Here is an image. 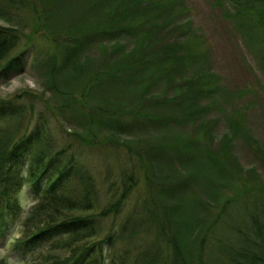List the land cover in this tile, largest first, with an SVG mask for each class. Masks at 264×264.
Listing matches in <instances>:
<instances>
[{
	"label": "trees",
	"instance_id": "trees-1",
	"mask_svg": "<svg viewBox=\"0 0 264 264\" xmlns=\"http://www.w3.org/2000/svg\"><path fill=\"white\" fill-rule=\"evenodd\" d=\"M230 1L241 25L246 26L248 17L251 23V15L258 13L257 25L264 26V0ZM21 7L33 15L29 33L15 19ZM186 16L183 0H0V21L6 23L0 22V75L5 66L19 69L20 60L12 54L22 42L30 46L35 34H41L53 47L38 64L39 80L54 99L38 97L45 108L54 116L70 111L82 119L86 134L74 133L86 144L128 147L131 157L151 170L145 172L148 184H155L157 176L174 178L103 235L99 216L92 212L98 204L94 185L73 171V155L63 162L66 149L56 147L45 113L31 127L35 109L0 101V226L17 211V189L24 182L38 187L49 175L48 188L37 193L39 201L24 219L23 236L17 241V246L30 245V238L59 226L62 235L40 255L44 264H264V183L234 191L231 197L221 196L224 184L217 183L206 192L213 204H202L204 211L195 218L173 205L182 201L185 176L194 174L209 184L216 174L223 178L230 170L226 162L231 137L224 133L221 149H213L215 122L206 117V99L220 88L217 75L206 54L188 39L190 24L182 19ZM257 41L264 63V35ZM185 125L196 126L193 133H178ZM256 154L264 162V148H256ZM162 155L181 157L182 165L161 169L154 160ZM72 171L79 190L57 188ZM236 176L244 182L239 173ZM121 180L100 217L116 216L124 208L135 184L132 177ZM255 187L260 195L252 202L250 195L238 199ZM137 233L144 240L117 255L123 237ZM209 247L213 251L207 252ZM0 264L7 263L0 258Z\"/></svg>",
	"mask_w": 264,
	"mask_h": 264
},
{
	"label": "rangeland",
	"instance_id": "rangeland-1",
	"mask_svg": "<svg viewBox=\"0 0 264 264\" xmlns=\"http://www.w3.org/2000/svg\"><path fill=\"white\" fill-rule=\"evenodd\" d=\"M183 1L187 8V16L182 19L188 20V24H190L188 39L192 38L195 46L206 54L211 71L217 75L220 87L213 98L206 99L210 104V111L206 113V117H211L210 120L215 122L213 132L217 136L211 142L212 148L221 149V137L224 133H228L231 137V152L226 162L230 170L223 174V178L216 174L212 178V182L207 184L201 180L202 177L195 179L193 174L185 176L186 179L182 180L185 182L182 204L173 202V205L177 212L179 207L180 209L184 207L181 211H188L189 215L195 218L196 214L203 213L202 204H213L211 198L206 197V192H212L217 183L224 184L220 187L219 193L221 196L227 197L234 196V191H240L246 186L264 183V162L259 158V153L256 154V148H260V150L264 148V63H262L260 49L262 44L257 41V37L261 39L264 35V26L257 25L258 13L251 15V23L248 17V23L244 22L246 26L241 25V18L235 16L234 4L230 0ZM16 13L15 19L18 25L23 29L26 28L25 32L29 33L34 25L32 13L27 10V7L18 8ZM242 19L244 20V18ZM34 38V42L30 46L22 42L12 54V57L20 60L21 67L19 69L4 67L0 75V101L7 105L25 106L31 112L35 109L31 127L35 124L40 113H45L56 138V147L66 149V156L62 157L63 162L70 158L69 155H73L76 160L73 171L76 170L75 172L79 173L78 176H83L86 182L94 185L98 204L92 212L99 216L104 235L112 227H119L131 209L147 198L153 199L152 192L158 195V192H161V187L166 186L167 181L172 182L174 178L157 176L154 179L155 184H148L145 172L151 173V170L146 167V164H141L137 158H132L128 147L125 148L119 143L118 145L117 143L113 144L115 146L101 142L95 145H93L94 142L86 144L74 133L77 131L79 134H86L82 119L73 117L70 111H66L63 115H52L51 111L45 108L43 101L38 98L51 96L50 92L44 90V86L39 80L38 70L41 65L38 66V64L44 54L52 51L53 47L52 43L39 33L35 34ZM131 46L132 44L129 47ZM89 53L98 55L96 51ZM157 91L161 93V90L157 89ZM77 93L80 94L79 91ZM50 99L54 101L53 97ZM32 107L34 108L32 109ZM195 127L179 126L178 133L185 135L193 133ZM105 132L106 130L101 132V136ZM161 134L160 132L159 135ZM162 156L154 160V162L156 160L159 162L161 169L171 171L170 169H176L177 166L182 165L181 157L169 159ZM144 162L145 160H142V163ZM26 173L27 169L25 168L22 175L26 176ZM236 173L240 174L244 182L236 176ZM199 174L202 175V171L197 172V176ZM76 175L68 177L70 178L68 180L62 179L57 188L64 191L79 190V184H75L76 178H78ZM48 176L42 178L38 187H35L36 184L24 182L14 195L18 202L17 211L9 214L5 224L0 226V258L4 259L7 264H44L40 255L48 249V245L57 236L62 235V232L58 233L61 229L58 226L55 231L48 232L45 236L30 238V245L17 246L18 239L23 236V221L31 207L39 201L36 198L37 193L42 194L46 190L45 188H48ZM125 176L134 178L135 186L129 192L124 208L116 216L112 214L100 217L102 209L110 202V199L118 191V187L121 188V178ZM128 181L127 178L124 183L126 184ZM246 195H250L249 202H252L254 197H259L260 192L258 193L255 187L254 190L246 192L243 197L240 196L238 199L242 200ZM186 204H188L187 207ZM221 204L216 203L218 206ZM214 207L216 208V206ZM236 210L237 207H234L233 212ZM129 237V235L124 236L117 244V255L121 254L126 246L130 244L136 246L144 240L142 234L138 233L131 239H128ZM210 242L215 243L214 239H210ZM190 246L195 247L194 244ZM209 249L212 250L209 247L207 252ZM190 258L192 263H195L196 258L192 254Z\"/></svg>",
	"mask_w": 264,
	"mask_h": 264
}]
</instances>
